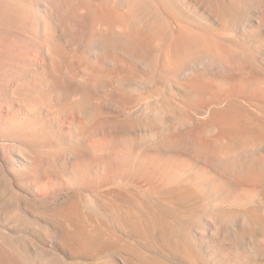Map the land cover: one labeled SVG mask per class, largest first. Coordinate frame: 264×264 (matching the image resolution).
<instances>
[{"label": "bare ground", "instance_id": "obj_1", "mask_svg": "<svg viewBox=\"0 0 264 264\" xmlns=\"http://www.w3.org/2000/svg\"><path fill=\"white\" fill-rule=\"evenodd\" d=\"M253 6L264 13V0H0V96L20 110L15 125L10 124L11 128L0 134V147L21 151L23 160L37 166L39 171L50 169L59 154L54 148L61 143L45 147L37 140L36 132L42 136L38 133L41 131L33 133L34 129L31 133L39 124L34 115L42 106L49 107L54 98L58 101L55 102L57 111H73L84 117L65 134L75 149L84 147L87 133L105 125L104 115L111 105L127 111L118 134L103 141L92 139L93 143L89 141L88 145L92 144L86 147L88 152L85 148V152L73 149L75 172L58 177V192L54 195H39V201L34 204L14 203L0 188V212L7 222L0 224V256H15L20 264H80L83 258L96 260L97 264H163L147 253L157 246L158 250L161 247L172 250L189 264H200L195 250L198 244H192L188 238L197 234L195 226L201 222L197 209L203 207L211 215L217 214L221 206L247 211L264 195V166L253 164L251 171L257 172H251L253 175L249 178L256 183L240 184L239 179L234 184V180L202 174L199 168L203 166L193 162L201 166L198 168L191 163L195 159L190 162L189 153L185 154H196L193 155L196 158L205 153L208 161L212 159L211 164H217L215 148L222 142L227 145L223 156L238 155L242 162L248 158V143L264 140V75L255 66L256 61H251L253 56L246 58V51H243L245 54L235 51L238 49L227 41L225 44L233 50L218 43L219 39L216 42L212 39L216 35H212L218 26H215L217 30L208 27L211 19L216 18L222 31L216 37H222L220 41L227 39L228 29L239 14ZM61 11L68 21L77 24L76 34L77 30L70 29L66 23L77 35L68 40L75 46L72 41L78 39L80 42L76 44L81 43L82 52L67 51L61 39L60 42L53 39L54 28L62 22ZM207 49L218 54V59L223 56L229 64L234 62L230 63L234 56L238 60L235 63H244V66L247 63L249 71L232 77H221V74L217 77L216 73L217 76L211 77V72L210 77L200 73L201 77L191 75L193 79L183 83L191 96H181L180 90L177 97L172 89L175 77V82H180L177 77L185 70V62L190 63L195 52L204 55ZM38 53L42 55L43 68L35 60ZM215 54L211 55L217 59ZM223 60L224 63L218 60V65L225 64ZM66 61L69 62L65 66ZM213 63L216 65L217 61ZM203 67L196 70L200 72ZM44 85L53 86V93L45 92ZM178 87L180 83L174 86ZM248 108L252 109L251 117L245 115ZM29 118L28 128L25 123ZM38 128L41 130L42 126ZM142 142H148L147 146ZM251 160L248 159L249 163ZM233 165L231 162L222 166ZM242 170L245 169H241L244 175ZM209 172L213 175L210 168ZM185 183H190L192 189ZM86 189L89 198L83 201ZM14 192L12 197L17 195ZM30 211L38 216V225L44 234L57 243V254V251L43 252L23 233L22 228L30 227L26 218ZM211 215L209 222L207 218L203 220L220 235L230 221ZM254 221L257 222L252 216L246 222ZM256 241L264 252V234ZM234 248L223 245L216 249L213 264H264L256 252H240ZM65 253L72 255V261L66 260L69 256L62 257ZM115 254H123L122 262L115 259ZM211 261L206 259L203 264Z\"/></svg>", "mask_w": 264, "mask_h": 264}, {"label": "rangeland", "instance_id": "obj_2", "mask_svg": "<svg viewBox=\"0 0 264 264\" xmlns=\"http://www.w3.org/2000/svg\"><path fill=\"white\" fill-rule=\"evenodd\" d=\"M256 10V11H255ZM260 10L258 9V8H255L254 6L253 7H251V8H245V9H243V11L239 14V16H238V18H237V21H235L233 24H232V26H231V28L230 29H228L229 31H230V33H228L227 31V39H226V37L224 36L225 34L223 33V36L225 37V39H224V37H223V39L225 40H222V41H220V39L222 38H217L218 36L220 37L222 34H221V30H220V23H219V21L216 19V18H213V19H211V21L212 22H214L215 24H213L212 22V24L210 23L209 25L210 26H208L209 28L211 27L212 29H215L217 26V29H215V30H217V31H215L214 32V35H212L213 34V32H211L212 30H210L209 29V31L212 33H210L211 35H212V37L213 36H215V37H213L212 39H216L215 41L217 42V40L219 41L218 43H221V45L224 43H229V45H233V47L235 48H237L238 50H235V51H242V53H243V51H246L245 53H247V55H246V58H248V57H251V56H253V57H251V61L254 63L255 61H256V63L257 64H255V66L258 68V67H260V68H258L259 70H261L260 72L264 75V24H261V22L262 23H264V13H262L261 11L259 12ZM60 17H61V19H60V21H62V22H60V24L58 25V26H56L54 29H56V30H54L53 31V39H57V40H59L58 42H60V39L62 40L61 42H62V45H66V49H67V51H70V49H72V50H77L76 51V53H79V52H82V48H81V43L80 44H78V46H77V44H76V42L78 43V42H80L78 39H76L75 37H73V38H75V39H73V41H72V43L73 42H75V43H73L75 46H73L72 44H71V40L69 39L68 40V37L70 38V36H73L74 35V33L76 32V34L78 33V30L76 29V28H78L77 27V24H75L74 25V22L72 21V20H70V21H68V18L66 17V15H65V13L63 12V11H61L60 12ZM63 18L65 19V20H63ZM217 20V21H216ZM71 21L73 22V23H71ZM259 21H260V24H259ZM217 22V23H216ZM69 25V28L70 29H73V28H75V29H73L74 31L75 30H77V31H73V30H71L72 32H74V33H72L71 31H70V29H68L67 28V24ZM76 23V22H75ZM219 23V24H218ZM70 24H72V25H74V27L73 26H71ZM67 25V26H66ZM213 25V26H212ZM235 25V26H234ZM216 26V27H215ZM263 26V27H262ZM58 27H62V29L60 30ZM206 27V30L205 31H207L208 30V28H207V25L205 26ZM233 27H234V29H233ZM66 28H67V30H66ZM59 29V30H58ZM205 28H204V26H203V30H204ZM62 30L64 31L65 30V32H62ZM69 33H67V32ZM208 31V32H209ZM231 31H232V33H231ZM218 34H217V33ZM223 32H225V31H223ZM60 33H61V35H60ZM70 33H72V34H70ZM216 33V34H215ZM221 35H220V34ZM62 34H64V37H63V35ZM65 34H66V36H65ZM74 35V36H77V35ZM200 35H203L204 36V34L203 33H199ZM229 34V35H228ZM57 35H59V36H57ZM69 35V36H68ZM207 35H209V34H207ZM211 35H209V36H211ZM55 36H56V38H55ZM57 37H59V38H57ZM66 37H67V40H66ZM72 38V37H71ZM76 40H78V41H76ZM228 40H230V41H228ZM64 41V42H63ZM65 41H66V43H65ZM227 41V42H226ZM70 42V43H69ZM65 43V44H64ZM231 43V44H230ZM67 44L69 45L68 47H67ZM223 44V45H224ZM80 46V47H79ZM231 47V46H228V44H225L224 45V47ZM239 47V48H238ZM69 48V49H68ZM76 48V49H75ZM78 48V49H77ZM79 49H82V50H79ZM203 49V48H202ZM202 49H200V50H202ZM206 49V48H205ZM225 49H230V48H225ZM231 49H232V47H231ZM230 49V50H231ZM199 50V49H198ZM197 50V51H198ZM199 50V51H200ZM208 50L209 49H207L206 50V53H204V55L201 53H198V52H195L196 54L195 55H198V59H196L195 58V55H193L192 57L193 58H191V62L189 63L188 62V60L185 62V70L183 71V72H180V74H179V76H182V77H180V79L177 77V80H179L180 82H175V80H176V77H175V79H174V82H172V83H175V84H177V85H173V84H171V85H173L171 88L172 89H175V91L173 90V92H175V95H177L178 93H180V90H181V92H182V94H180L181 96L183 95V97L185 96V94H186V96L185 97H190L191 95H190V91L189 90H187L186 88H185V86H184V84H186V82L185 81H187V82H189L191 79H193L192 78V76L195 78V76H197V77H201V75L200 74H202L204 77L205 76H207V74H208V77H210V74H211V77H212V75L215 77V76H217V77H224V76H235L236 74L237 75H243V74H246L248 71H249V65L247 64V63H245L246 65L244 66V63H242V65L239 63V62H237V63H235L236 61H238V60H236V58L233 56V59L231 58L230 59V63H232L233 61H231V60H234V62L232 63V64H229V61L226 59L225 60V58H223V56H221L220 54V56L222 57L221 59L219 58L218 59V57H217V55L214 53V52H210L211 54H215V56L217 57V59L218 60H220V63L222 62V60L224 59L226 62H225V64H220V65H218V60L213 56V55H211L209 52H208ZM233 50V49H232ZM74 51V52H75ZM203 51V50H202ZM201 52V51H200ZM198 53V54H197ZM245 53H243V54H245ZM201 56H200V55ZM207 54H209V56L207 55ZM203 55V56H202ZM42 55H40L39 56V53H38V56H37V54H36V56H35V60L37 61V63H38V61H39V66H41V64L40 63H42L43 62V60H41L40 61V59H42V57H41ZM195 58V59H194ZM200 58H202V59H200ZM209 58V59H208ZM193 59L194 60H196L195 62H193ZM209 61H208V60ZM215 59V60H214ZM190 60V59H189ZM223 60V61H224ZM247 60H250V59H247ZM254 60V61H253ZM201 61L202 62H204L205 61V63H201ZM215 62V64H216V61H217V64L216 65H214V63L213 62ZM69 62V61H68ZM68 62L66 61V63H65V66H66V64H68ZM228 62V63H227ZM222 63H224V62H222ZM227 63V64H226ZM201 64V65H200ZM202 64H204L206 67H209V69L208 68H206V69H208L207 71H209V72H206V69L203 67L204 65H202ZM206 64H208V65H206ZM235 64V65H234ZM191 65V66H190ZM192 65H194V66H192ZM212 65V66H211ZM220 67H218V66ZM227 65V66H226ZM228 65H229V67H228ZM239 65H241V67L239 66ZM248 65V66H247ZM259 65V66H258ZM216 66V67H215ZM226 66V67H225ZM231 66V67H230ZM244 66V67H243ZM247 66V67H246ZM184 67H182V68H184ZM200 67H203V70L205 69V72L203 71H201L200 70V72H199V70H196V69H201ZM212 67L213 68H215V69H212ZM224 67V68H223ZM40 68H43L42 66L40 67ZM225 68H226V70H225ZM229 68V69H228ZM232 68V69H231ZM219 69V70H218ZM218 70V71H217ZM231 72H230V71ZM236 70V71H235ZM181 71H182V69H181ZM193 71V72H192ZM195 71V72H194ZM196 71H198L197 73H196ZM213 71H214V73H213ZM216 71V72H215ZM229 71V72H228ZM246 71V72H245ZM211 72V73H210ZM224 72V73H223ZM200 73V74H199ZM210 73V74H209ZM213 73V74H212ZM215 73L217 74V75H215ZM223 73V74H222ZM196 74H199V76L198 75H196ZM205 74V75H204ZM221 74V75H220ZM233 74V75H232ZM184 75V76H183ZM192 75V76H191ZM220 75V76H219ZM191 76V77H190ZM202 76V77H203ZM182 79V80H181ZM186 79V80H185ZM189 81H188V80ZM181 81H183L182 83H181ZM185 82V83H184ZM179 83H180V87H181V89H178V88H180V87H178V88H174V86L175 87H177L178 85H179ZM184 83V84H183ZM44 88V91L45 92H47V93H49V94H52L53 93V86H47V88H46V86L44 85L43 86ZM182 88H183V91H182ZM172 89L170 90V86H168V91H169V94H170V92H172ZM51 90V91H50ZM177 90V91H176ZM184 92H186V93H184ZM177 93V94H176ZM172 94V93H171ZM170 94V95H171ZM174 94V93H173ZM173 94L171 95L172 97H173ZM179 94L177 95V97L178 96H180ZM55 100V101H54ZM2 102V103H1ZM55 102H58L57 101V99H54L53 98V100L52 101H50V103H48L49 104V107H48V105L46 104L44 107H46V108H44L43 106H42V108L34 115L37 119H39V124H43V125H39L38 124V126H36V127H34L33 129H31V133L33 132V130H34V132L33 133H35L36 132V130L37 131H41V132H38V133H40L42 136H40L39 134H37V132H36V135H38V138H37V140L39 141V144H44L43 146H45V147H55L56 145H59L60 143H61V146L59 145V147L58 146H56L55 148H54V152L56 153V150H57V153L59 152V154H55L56 155V157H57V160H56V162H55V165H54V167H56V169H54V167L52 168H50V169H40V171H39V168H37V166L36 167H34L33 166V164H29L27 161V163L23 160V153L21 152V151H15V152H13L12 150H10V149H4V148H2V147H0V188H2L3 189V191L4 192H6L5 194H9V196H8V198L9 197H11L12 198V200L14 201V203H20V202H26V203H30V204H34L36 201H39V195H49V194H51V195H54L55 194V192L57 193L58 191V177H63V176H66V175H72V173L74 174V172H75V170L73 169V168H75V165L73 164L74 163V154L73 153H71L72 151H73V149L74 150H77V151H81L82 149H83V152H85L84 151V148H85V150L87 151V149H86V147H88L90 144H92L93 143V141H103V140H106L107 138H110V136L112 137V136H114V135H116V134H118L120 131H121V123H122V120H124L125 118H126V116L125 115H127V111H123L122 110V108L121 109H119V107H117V106H115L114 105V107L115 108H113V105H111V107H109L108 108V110H107V112H106V114L104 115V120H105V125L107 126H103L102 128H99V129H97V130H94V132L93 131H91L90 133H87L86 134V136H88V137H86V140H83V144H82V146H84V147H82V148H78V149H75L76 147H74L73 146V144L71 143V141L69 140V141H67V137L65 136V134L68 132V129L69 128H71V125H73V124H78V123H80V121L81 120H83L82 118H84V117H82V116H80L79 114H77V113H74L73 111L71 112V111H69V112H64V111H57V110H59V109H57V103H55ZM0 134H3L4 132H6L7 131V129L9 130V128H11L10 126V124H13L12 125V127L15 125V123L17 122V120H18V117L17 116H19V108H17L16 106H14V107H16V108H14L12 105H11V103L8 101V99H6L5 97H3V96H0ZM53 103V104H52ZM50 104H52V105H50ZM7 106V107H6ZM55 107H56V109H55ZM117 108L119 109L118 111H117ZM52 109V110H51ZM53 109H55V112L57 113V112H60V113H58V114H55V112L53 113ZM15 110V111H14ZM121 110V111H120ZM249 110H251V111H249ZM14 111V112H13ZM45 111V112H44ZM12 112V113H11ZM252 112V109H250V108H248L247 109V111H245V115H246V113L248 114L247 116L249 117L250 116V113ZM13 113H14V115H13ZM62 113V114H61ZM67 113V114H66ZM8 114V115H7ZM40 114V115H39ZM73 114V115H72ZM118 114V115H117ZM17 115V116H16ZM37 115H38V117H37ZM6 116V117H5ZM117 116V117H116ZM252 116V115H251ZM250 116V117H251ZM82 117V118H81ZM113 117V118H112ZM122 117V118H121ZM11 119H12V121H11ZM76 119V120H75ZM81 119V120H80ZM107 119V120H106ZM118 119V120H117ZM121 119V120H120ZM79 120V121H78ZM7 121V122H6ZM16 121V122H15ZM30 121V118L26 121V125L27 124H29L28 122ZM69 121V122H68ZM72 121V122H71ZM115 121H116V123H115ZM118 121H120V122H118ZM46 122V123H45ZM71 122V123H70ZM76 122V123H75ZM118 122V123H117ZM109 124V125H108ZM111 124H113V125H111ZM114 124H115V126H114ZM25 125V126H26ZM64 125V126H63ZM66 125V126H65ZM7 126H9V127H7ZM28 126V125H27ZM41 126H42V129H41ZM44 126V127H43ZM46 126V127H45ZM109 126V127H108ZM37 127H40V129L41 130H39V128L37 129ZM59 127V128H58ZM117 127V128H116ZM119 127V128H118ZM250 127H253V126H250ZM28 128H29V126H28ZM47 128V129H46ZM46 131H45V130ZM6 130V131H5ZM111 130H112V134H111ZM117 130V131H116ZM254 130V129H253ZM61 133H60V132ZM99 131V132H98ZM27 132H30V131H27ZM43 132V133H42ZM51 132V133H50ZM32 133V134H33ZM94 133V134H93ZM55 134L57 135V136H55ZM111 134V135H110ZM45 135V136H44ZM50 135H52V137L50 136ZM53 135H54V137H53ZM93 135V136H92ZM107 137H106V136ZM49 136V137H48ZM60 136V137H59ZM92 136V137H91ZM39 137H40V139H39ZM85 137H84V139H85ZM91 137V138H90ZM100 137V138H99ZM54 138V139H53ZM58 138H59V140H58ZM89 138H90V140H89ZM92 139H94L93 141H92ZM42 140H44V141H46V142H44V141H42ZM57 140V141H56ZM63 140V141H62ZM86 141V143H84ZM89 141H91L90 143H89V145H88V142ZM52 142V143H51ZM263 143V145H262V143ZM46 143V144H45ZM58 143V144H57ZM146 143V142H145ZM144 142H142V144H145ZM148 143V142H147ZM147 143H146V146H147ZM69 144H71L70 146H69ZM150 144V143H149ZM149 144H148V146H149ZM249 144V147H248V149H246V151H247V156H248V158L247 159H245V161H242V162H240L241 160H240V158L238 157V155H231V157L229 158V156L228 157H226V156H223V154H224V152H225V150H226V148H227V145L225 144V143H222V142H219V143H217L216 145V147L217 148H215V150L217 151L216 153H217V159L215 160L216 161V163L217 164H211V161H212V159L211 158H209V161H208V159H206V157H207V155L204 153L202 156L201 155H197V157L195 158L194 156H196V154L194 155V154H191L190 152H185V154H186V156H187V153H189L188 155H189V157H192V158H190V160H189V157H187L188 159V161H192V160H194V161H192L191 163H193V162H199L198 164L199 165H201V166H203V167H201V166H198V164L197 163H193L194 165H196V166H198V168L199 167H201V168H199L200 169V171H201V173L203 174H205L206 173V175L207 176H213V177H218V178H222V179H225V180H228V181H233V183L234 184H237V182H239V179H241V181L239 182L240 184L241 183H245V184H253V183H256V181L253 179V178H249L250 176L252 177V173H255V172H257L256 171V169H254L255 170V172H252L251 170H252V168H253V164L254 163H256L257 165L259 164V166H264V164H262V163H264V140H259V141H255V142H249L248 143ZM64 145V146H63ZM88 145V146H87ZM73 146V147H72ZM145 146V145H144ZM254 146H256V147H254ZM66 148V147H68L67 148V150L69 149L70 150V152L69 151H67L65 148H64V150L62 149H58V148ZM153 147V146H152ZM152 147H150V148H152ZM64 151V152H63ZM77 151H75V152H77ZM63 152V153H62ZM66 152V153H65ZM69 154H68V153ZM88 152V151H87ZM61 154H63V155H61ZM65 154V155H64ZM67 154V155H66ZM76 154H78V152L77 153H75V156H76ZM192 156H191V155ZM194 155V156H193ZM204 155H206V157L204 156ZM64 156H66V157H64ZM70 156V157H69ZM72 156H73V158H72ZM104 155H102V157H103ZM200 158H199V157ZM204 156V157H203ZM233 156V157H232ZM235 156H237V157H235ZM253 158H252V157ZM31 157V156H30ZM64 157V158H63ZM256 158V161H254L255 160V158ZM71 158H72V160H71ZM194 158V159H193ZM203 158H205V159H203ZM25 159H27V160H29L28 158H25ZM32 159H33V156H32ZM68 159H70V160H68ZM238 159H239V161H238ZM248 159H252L250 162L252 163H249V161H248ZM254 159V160H253ZM34 160V159H33ZM59 160V161H58ZM211 160V161H210ZM261 160V161H260ZM25 163H24V162ZM72 161V162H71ZM225 161H227V162H225ZM257 161H259L258 163H257ZM59 162V163H58ZM231 162H233L234 163V165L233 166H235V163L237 164V167H236V170L237 169H239V170H235V167H233V166H230V168L229 167H224V166H222L224 163H231ZM244 162H245V166H246V168H245V166H244ZM248 162V164L249 165H247L246 163ZM223 163V164H222ZM238 163H240V165L238 164ZM242 163V164H241ZM28 166H27V165ZM73 164V165H72ZM213 165H214V167H213ZM221 165V166H220ZM239 165V166H238ZM241 165H243V168L245 169V171L243 172V170H242V172L244 173V175L241 173V169H243L242 168V166ZM249 166H250V169H248L249 168ZM29 167H30V169H29ZM59 167V168H58ZM222 167L225 169V171L223 170L222 171ZM37 169V171L38 172H40L39 174H37L38 172L36 171V169ZM58 168V169H57ZM205 170L206 168V170L209 172V168H210V171L212 170V173H213V175H211V172H204V170ZM256 168V167H255ZM34 169V170H33ZM54 169V170H53ZM226 169H227V171H226ZM228 169H229V172H228ZM234 169V170H233ZM246 169H247V171H246ZM74 170V171H73ZM205 170V171H206ZM253 170V171H254ZM65 173H64V172ZM67 171V172H66ZM203 171V172H202ZM231 171V172H230ZM235 171V172H234ZM249 171V172H248ZM37 172V173H36ZM240 173V175H239V173ZM250 173V175L249 174H247V173ZM252 172V173H251ZM54 173H56V175L54 174ZM58 173H60V174H58ZM67 173H69V174H67ZM36 174V175H35ZM63 174V176H61ZM209 174V175H208ZM252 174V175H251ZM58 175H60V176H58ZM55 176V177H54ZM53 177V178H52ZM205 177V176H204ZM239 177V178H238ZM246 178H248V180L246 179ZM55 179V180H54ZM250 179H252V180H250ZM50 181V182H49ZM235 181H237L236 183H235ZM248 181H250V182H248ZM53 182V183H52ZM69 184V183H68ZM189 184V185H188ZM40 185V186H39ZM185 185H186V187H188V188H190V189H192L191 188V185H190V183H185ZM188 185V186H187ZM70 186V185H69ZM8 187V188H7ZM5 188V189H4ZM49 188V189H48ZM8 189V190H7ZM55 190V191H54ZM194 190V189H193ZM12 191H15L14 193L16 194L17 193V195H15L14 197H12V195H11V193H12ZM51 192V193H50ZM83 193L84 194H82V196H83V201H86L88 198H89V192H88V190L86 189V190H84L83 191ZM88 196V197H87ZM264 196V195H263ZM263 196H262V198L261 199H259L257 202H256V204L255 205H252V207H250L247 211L246 210H241V209H239L238 210V208H236V209H233L231 206H230V208H227V206H221V208L219 209V207H218V209H219V211L217 210V208H216V210H217V214H214V215H211V211H209V213H208V211L207 210H205V208H203V207H199L198 209H197V211L199 210V216H201V222H200V219H198L197 220V222H200L199 223V225H198V223H196V221H195V223L197 224V226H195L196 228V230H194L195 231V233H197V234H195V235H190L188 238H189V240H190V242L192 243V244H198L197 246H195V250H196V253H197V258H198V261H199V263L200 264H203V262H206V259L208 260V261H210V260H212L211 261V264H213V263H215L214 261V252L216 253L217 251H215L216 249L218 250L220 247H222L223 245L224 246H231L232 247V245H233V248H234V246H235V250H237V251H242V252H246V251H251V252H256V255L258 254V258L259 259H261V260H264V252L263 251H261L257 246H258V241H256L257 239L259 240V237H260V235L262 234H264L263 232H264V198H263ZM37 197V198H36ZM10 199V198H9ZM17 199V200H16ZM11 200V199H10ZM229 207V206H228ZM235 208V207H234ZM200 210H201V212H200ZM204 210V211H203ZM206 211H207V213H206ZM202 212H205L207 215H205L204 213H202ZM212 212H215V210H212ZM216 213V212H215ZM205 216H204V215ZM209 214V215H208ZM213 214V213H212ZM204 217H203V216ZM217 216L218 217V215H219V217H222V219H226L225 221H227L228 220V222L230 221H232V224L229 222V224H228V226H227V229L224 231V232H222L220 235H219V233L218 234H216L215 232V229H210L209 228V226L207 227V225L208 224H206V222L207 221H204L206 218L208 219V217L209 216ZM252 216L253 217H255L256 218V221L257 222H251V224H247V222L246 221H248V219H250V218H252ZM38 216H36L35 215V213H33V212H28L27 213V215H26V218L28 219V221H30L29 222V224H30V227H28V228H22V230L24 229V231H23V233L24 234H26V236H28L29 238L28 239H30V240H32V242L39 248V249H41L43 252H46V253H55L56 251H57V249H56V246H57V243L56 242H54V240L53 239H50L49 237H47L45 234H44V232H43V230H42V228L40 227V224L38 225V218H37ZM247 217V218H246ZM248 217H250V218H248ZM203 218H204V220H203ZM39 219H40V217H39ZM206 219V220H207ZM0 224H6L7 222L5 221V219H4V216H3V214L0 212ZM202 221H204L203 223H202ZM210 221V219H208V222ZM36 222V223H35ZM207 222V223H208ZM236 222V223H235ZM205 223V224H204ZM32 224H34V225H32ZM205 225V226H204ZM231 225H233V226H231ZM237 228H236V227ZM239 227V228H238ZM250 227H251V229H250ZM199 230H198V229ZM33 231H32V230ZM249 229H250V232H248L249 231ZM240 230H241V232H240ZM245 230V231H244ZM247 230V231H246ZM244 231V233H242ZM224 233V234H223ZM225 233H227V234H225ZM246 233V234H245ZM243 234V235H242ZM260 234V235H259ZM198 235V236H197ZM218 235V236H217ZM259 235V236H258ZM40 236V237H39ZM193 236H194V238H193ZM196 236V237H195ZM35 237V238H34ZM191 237V238H190ZM36 240V241H35ZM198 240V241H197ZM45 241V242H44ZM47 241V242H46ZM196 241V242H195ZM194 244V245H195ZM235 244V245H234ZM207 245H209V246H207ZM218 245V246H217ZM221 245V246H220ZM220 246V247H219ZM160 247V246H159ZM236 247H237V249H236ZM156 249L158 248L157 246L155 247ZM155 248H153V249H151L149 252H147L149 255H152V256H154V257H156L157 259H159L158 261L159 262H161V263H163V264H189V263H187L185 260H184V258H182V256H180L179 254H175L174 252H170V251H172V250H168L167 251V248H166V250L164 249L165 247H161V248H159V250L157 249H155ZM197 248V249H196ZM238 248H240L239 250H238ZM199 249V250H198ZM152 252V253H151ZM58 253V251L55 253V254H57ZM204 254V255H203ZM66 256V257H65ZM69 256V257H68ZM120 256H122L123 257V254H115V259L119 262H122V257H120ZM3 257V258H2ZM8 257V258H7ZM62 257H64L66 260H69V261H72L71 260V257H72V255H69L68 253H65V254H62ZM202 257V258H201ZM209 257V258H208ZM201 260H200V259ZM161 260V261H160ZM84 261V262H83ZM119 262V263H120ZM80 264H97V261L96 260H89V259H84L83 258V260H81V262H79ZM0 264H20L19 263V261L15 258V256H0Z\"/></svg>", "mask_w": 264, "mask_h": 264}]
</instances>
